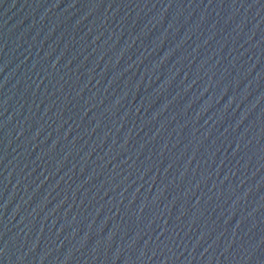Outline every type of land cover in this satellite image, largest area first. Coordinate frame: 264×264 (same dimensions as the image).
Returning a JSON list of instances; mask_svg holds the SVG:
<instances>
[{"label": "water", "instance_id": "95a60500", "mask_svg": "<svg viewBox=\"0 0 264 264\" xmlns=\"http://www.w3.org/2000/svg\"><path fill=\"white\" fill-rule=\"evenodd\" d=\"M0 264H264V0H0Z\"/></svg>", "mask_w": 264, "mask_h": 264}]
</instances>
